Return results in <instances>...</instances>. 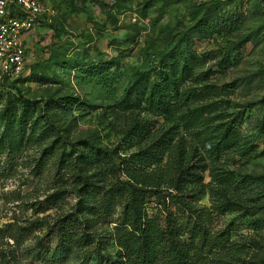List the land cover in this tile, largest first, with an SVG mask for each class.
I'll return each mask as SVG.
<instances>
[{
	"label": "rangeland",
	"instance_id": "1",
	"mask_svg": "<svg viewBox=\"0 0 264 264\" xmlns=\"http://www.w3.org/2000/svg\"><path fill=\"white\" fill-rule=\"evenodd\" d=\"M45 1L58 14L52 6L51 21L32 32L25 71L0 83V130L2 112L36 121L18 146L1 147L0 264L115 257L120 203L105 219L78 215L76 232L87 244L64 260L34 254L49 237L55 241L57 221L75 212L79 198L72 171L58 168L59 151L75 160L72 167L84 163L89 144L107 152L109 165H83L79 173L101 192L129 195L134 179L120 162L142 167L131 154L152 145L156 157L135 190L148 215L177 193L166 183L176 149L194 180L172 209L186 229L206 226L211 238L205 245L195 238L192 264H257L264 256V0ZM167 61L183 71L177 102L164 115L126 89L152 82ZM91 63L102 83L83 73ZM58 98L71 103L55 106ZM52 142L54 152L42 153ZM222 229L229 235L219 242ZM181 239L191 238L185 232Z\"/></svg>",
	"mask_w": 264,
	"mask_h": 264
},
{
	"label": "trees",
	"instance_id": "2",
	"mask_svg": "<svg viewBox=\"0 0 264 264\" xmlns=\"http://www.w3.org/2000/svg\"><path fill=\"white\" fill-rule=\"evenodd\" d=\"M114 1L119 7L124 6L123 3H119L124 0ZM68 2L73 4V0H68ZM52 6L58 14V9L53 3ZM96 66L94 63H91L90 65L82 67V71L88 78L97 79V82L102 83L103 77L99 73L100 70L95 69ZM182 71V69L177 71L168 61L167 63L163 62L156 71L155 78L152 82L146 80L141 87H137L134 84L133 86L127 87L126 90L128 92L135 90L134 96L136 98L139 96L138 99L141 103L144 102L145 106L150 109L167 115L173 104L177 102V74L182 73ZM6 79L8 78L4 80ZM53 102L55 106L60 105L66 107L71 103L68 100H62V98L54 99ZM2 113L0 152H2L1 147L10 150L22 143L26 139L27 127L29 126L30 128L28 134L32 133L33 126L36 122L33 121L34 118L32 116H26L23 111H19V113ZM45 128H49L48 124H45ZM151 146L149 148L139 149L131 154L142 167L136 168L128 165L124 161L120 162V168L130 176L129 178L134 179V182L130 183L132 186L129 192L130 195L124 191L115 192L112 189L101 192L92 187V182L88 181V177H91V175L86 176L85 174L82 175L79 173L78 169L83 165L93 164L96 166L97 163L109 165V159L105 155L107 153L105 150L89 144L86 151H84V163L80 162L78 165L75 163L72 167L70 164L75 160L67 157L69 155H64L63 151L60 150L58 157V163L60 165L58 168L72 171V176L77 181V194L79 198L75 204V212H70V214L65 215L64 217L67 219L61 218L57 221L59 224H56L57 228L54 231L55 241H53V237H49V243L46 242L38 245L34 253L35 256L41 261L64 260L74 248H81L84 244H87L83 243L84 241L86 242L87 235H84L82 232H76L78 228L77 224L81 225L78 215L86 213L97 218L102 217L105 219L114 212L115 205L120 203L122 205V215L119 222L115 225L116 232L112 237V242L116 245L115 257L107 256L102 264H192L191 256L194 253H190V250L194 252L195 249L199 248L196 245L195 238L201 237L202 241L205 242L204 245L209 243L211 238L206 236L208 234L205 228L206 226L201 227V225L193 223L186 229L185 225L178 219L177 213L172 209V204H174V197H184L186 184L194 180V171H188L190 165H184L181 155L177 153L176 149H172L173 154L171 153V156L173 158H171V161L169 160V164L171 163L169 167L170 173L167 175L166 183L168 187H172L177 193L171 196L170 199L172 201L170 199L169 201L163 200L162 207H159L152 215H148L139 200L143 196L142 193L138 196L135 190H141L137 182H144L143 179L141 181L138 179V176L141 174L140 171L145 169L154 160L153 158L156 157V150H150ZM54 148L55 146L52 142V144L43 147L42 153L50 154L54 152ZM80 151L78 150L76 154H80ZM76 158L74 156V159ZM112 165L113 163H110V166ZM85 222L82 219V224L85 225ZM185 232L191 238L188 242H184L181 239V235ZM215 235L219 236V242H224V240L228 239L229 232L227 229H222ZM257 264H264V256L259 259Z\"/></svg>",
	"mask_w": 264,
	"mask_h": 264
},
{
	"label": "built area",
	"instance_id": "3",
	"mask_svg": "<svg viewBox=\"0 0 264 264\" xmlns=\"http://www.w3.org/2000/svg\"><path fill=\"white\" fill-rule=\"evenodd\" d=\"M54 12L45 0H0V83L25 71L28 40Z\"/></svg>",
	"mask_w": 264,
	"mask_h": 264
}]
</instances>
